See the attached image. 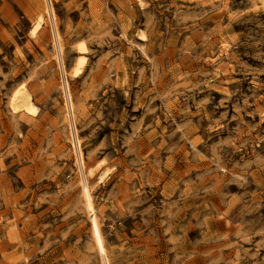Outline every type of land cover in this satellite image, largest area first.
<instances>
[{
    "label": "rangeland",
    "instance_id": "374dc122",
    "mask_svg": "<svg viewBox=\"0 0 264 264\" xmlns=\"http://www.w3.org/2000/svg\"><path fill=\"white\" fill-rule=\"evenodd\" d=\"M45 4L0 0V264H264V0Z\"/></svg>",
    "mask_w": 264,
    "mask_h": 264
},
{
    "label": "bare ground",
    "instance_id": "6f19581e",
    "mask_svg": "<svg viewBox=\"0 0 264 264\" xmlns=\"http://www.w3.org/2000/svg\"><path fill=\"white\" fill-rule=\"evenodd\" d=\"M45 12L50 16L49 18L53 19V13H52V8H51V4H50V0H45ZM141 4V1L139 2ZM55 18V17H54ZM42 20L43 18L41 16H37L35 18V20H33V23L30 27V35H34L37 31V29L40 27V25L42 24ZM51 23V22H50ZM54 23V22H53ZM52 25V24H51ZM52 27V26H51ZM55 27V26H54ZM57 27V26H56ZM53 28V27H52ZM120 30H121V27H120ZM54 31V30H53ZM124 32V31H123ZM141 35V34H139ZM138 35V36H139ZM143 35V33H142ZM54 36V44H55V54H56V59L59 60V66H60V69H61V72H62V80H63V83L66 85L67 82L64 78V70H63V64L62 61H61V57L59 56L60 55V45H59V42H58V38H59V35L57 34V32L55 31V35ZM144 36V35H143ZM140 38V37H139ZM143 39V38H142ZM145 39V38H144ZM61 41V40H60ZM52 42V41H51ZM132 42V41H131ZM130 43V42H129ZM138 43V42H137ZM141 43V41H140ZM136 44V43H135ZM138 47V45H137ZM140 48V47H139ZM142 48V47H141ZM85 46L82 42H80L78 45H77V50L78 52L81 54L83 51H85ZM54 51V50H52ZM63 51V50H62ZM142 52V51H141ZM144 53V51H143ZM142 53V54H143ZM146 56V55H144ZM149 57V55H148ZM152 59V58H151ZM83 61V56L80 55L77 57V65L81 64V62ZM152 62V61H151ZM58 63V62H57ZM79 63V64H78ZM58 66V67H59ZM65 68V67H64ZM58 72V71H57ZM60 72V71H59ZM66 73V72H65ZM60 83V82H58ZM22 85V84H21ZM18 87V86H17ZM64 96H65V101H66V109L68 111L67 115H72L71 113V109L72 108V105H71V101H70V94H69V91L67 90V85L64 87ZM62 90V89H61ZM61 92V91H60ZM9 99V98H8ZM162 99V98H161ZM32 99L30 98V94L26 91V89L23 87V86H20L18 88H15V90L12 92V94L10 95V99L8 100L9 101V106L11 108L12 111H25V112H28L31 113V114H35V111H36V108L35 106L33 105ZM162 101V100H161ZM8 105V104H7ZM64 105V104H63ZM18 113V112H17ZM74 115V114H73ZM72 115V116H73ZM75 116V115H74ZM74 119V118H73ZM72 119V120H73ZM66 120V119H65ZM71 121V120H70ZM72 124V123H71ZM75 124V123H74ZM68 125V124H66ZM70 127V125H69ZM75 131V130H74ZM73 132V131H72ZM71 132V133H72ZM76 133V132H75ZM73 136V133L71 134ZM69 140V139H68ZM78 142L79 141H76V144H75V148H76V154H77V158H78V163L80 165V168L81 170L83 171V167H84V161L82 159V156H81V153H80V149H79V145H78ZM71 143V142H70ZM74 143V142H72ZM72 146V145H71ZM73 148H74V145H73ZM195 149V148H194ZM75 154V153H74ZM96 164V163H95ZM77 167V166H76ZM88 168V167H87ZM94 168V167H93ZM79 169V168H77ZM85 169V168H84ZM79 172V171H78ZM80 173V172H79ZM82 173V172H81ZM84 173L85 171L82 173V180H81V191L82 193L85 195L86 197V200L89 201L90 200V195H89V186H88V182H86L85 178H84ZM87 174L88 175H93L94 174V171L91 169V168H88L87 169ZM103 174V173H102ZM78 175V174H77ZM102 176V175H101ZM100 176V178H101ZM80 177V175H79ZM104 177V175H103ZM91 179V178H89ZM99 179V178H98ZM97 179V181H98ZM92 180V179H91ZM101 182V181H100ZM79 183V181H78ZM97 251L99 252L100 256H101V259H102V264H108V261H107V258L105 256V248H104V245L102 243H98L97 244V247H96ZM110 263V261H109Z\"/></svg>",
    "mask_w": 264,
    "mask_h": 264
}]
</instances>
